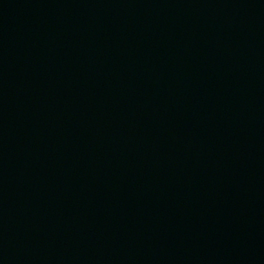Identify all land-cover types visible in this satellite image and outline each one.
<instances>
[{
    "label": "water",
    "instance_id": "obj_1",
    "mask_svg": "<svg viewBox=\"0 0 264 264\" xmlns=\"http://www.w3.org/2000/svg\"><path fill=\"white\" fill-rule=\"evenodd\" d=\"M0 264H264V0H0Z\"/></svg>",
    "mask_w": 264,
    "mask_h": 264
}]
</instances>
